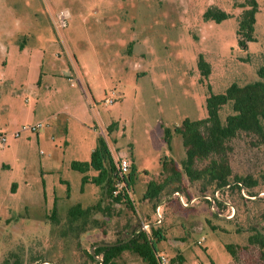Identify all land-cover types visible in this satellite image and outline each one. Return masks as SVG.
Returning a JSON list of instances; mask_svg holds the SVG:
<instances>
[{"label": "rangeland", "instance_id": "rangeland-1", "mask_svg": "<svg viewBox=\"0 0 264 264\" xmlns=\"http://www.w3.org/2000/svg\"><path fill=\"white\" fill-rule=\"evenodd\" d=\"M256 1V40L243 49V9L234 5L244 0H0V264H81L95 244L127 240L151 223L162 203L158 229L166 240L157 250L172 264L180 257L183 264H264V249L248 242L264 234V147L253 136L229 143L231 182H259L244 196L220 190L213 209L203 195L216 189L184 178L180 190L174 184L156 201L144 198L150 182L169 175L164 157L182 170L183 139L173 131L207 117L209 87L223 94L234 83L261 80L264 0ZM212 7L233 17L207 20ZM230 114L231 106L223 108L222 120ZM39 122V133L20 132ZM164 129L173 133L170 147ZM99 137L116 161L126 157L137 169L133 207L114 203L92 183L83 186L84 175L72 167L90 162ZM77 204L100 209L85 223H70ZM118 263L146 264L130 251Z\"/></svg>", "mask_w": 264, "mask_h": 264}, {"label": "trees", "instance_id": "trees-1", "mask_svg": "<svg viewBox=\"0 0 264 264\" xmlns=\"http://www.w3.org/2000/svg\"><path fill=\"white\" fill-rule=\"evenodd\" d=\"M234 6L243 9L238 21L237 38L239 46L246 49L250 42L256 40L254 34L259 5L256 0H244V3L235 4ZM231 17H233L231 14L215 7L210 8L205 14L207 20H213L217 23ZM199 65L205 70V75L208 77L211 73L210 66L202 56ZM259 76L260 81L243 86L234 83L223 94H214L209 87L210 96L206 102L207 117L196 121L187 119L173 131L183 139L186 156L182 162V170L177 168L174 160L164 157L161 160L162 169L169 175L162 184L154 181L150 182L144 195L145 199L156 201L170 185L176 184L175 189L180 190V184L184 178H187L190 183L202 182L206 184L205 188L207 186L214 187L216 190L210 195H203L204 199L210 204V200L205 197H213L216 191L230 189V191L235 190L244 196L246 191H251L259 186L258 180L252 176L235 177V181L231 182L230 179L233 173L229 161L231 150L229 143L242 134L253 136L257 143L264 147V67L259 70ZM226 106H231L232 114L228 115L223 121L221 111ZM113 128L114 125H111L109 132H112ZM172 136L173 133L170 129H164V139L169 147ZM205 162L207 164L203 165ZM72 167L84 175L82 179L83 186L92 183L105 189L106 196L114 203L121 204L125 202L133 207L131 188L135 181L137 169L135 166H132V168L130 166V172L123 177L120 176L118 164L104 138H98L97 146L92 152L89 163H74ZM91 170L96 171L98 175L90 177L87 173ZM121 180L124 182L125 187L120 194L115 195L117 183ZM248 196H250V199H254L257 195ZM217 204H220V202ZM97 208L100 209V204L87 209H83L81 204L71 207L68 212L70 223L80 220L85 223ZM56 212L55 208L53 211L54 220ZM165 240L166 237L163 232L152 227L150 233L138 231L127 240L95 244L93 246L94 251L87 253L86 259L81 264H119L118 259L126 251L137 254L146 264H159L157 244ZM248 242L250 245L259 246L263 250L264 234L256 232L249 237ZM228 252L234 260L237 259L235 246H228ZM98 257L102 260L100 261ZM183 262L180 257L179 264H183Z\"/></svg>", "mask_w": 264, "mask_h": 264}, {"label": "built area", "instance_id": "built-area-1", "mask_svg": "<svg viewBox=\"0 0 264 264\" xmlns=\"http://www.w3.org/2000/svg\"><path fill=\"white\" fill-rule=\"evenodd\" d=\"M61 18L65 22V16L63 14L61 15ZM105 104H107V105L113 104V99H107L105 101ZM43 128H44V124L42 122H39V123H36L34 125L23 127L22 131H20V132L39 133ZM19 135H20V133L17 134V136H19ZM0 141L4 145L5 138L3 136H1V134H0ZM116 162L118 164V170H119L120 176L123 177L124 175H127L130 172L131 163L129 162V160L126 157L119 158ZM124 187H125L124 182L122 180L118 181L114 194L115 195L120 194L121 190ZM205 198L210 200L212 208L214 209V207L217 205V203L220 202V191H216V193L214 194L213 197L207 196ZM179 200H180L181 204L186 206V202H185V199L183 196L180 195ZM194 201L195 200H192L191 203H193ZM163 205H164V203H162L161 205L156 207V209L154 211L153 221L151 223H144L140 231L148 232L150 227L158 228L162 224L163 216H164ZM93 250H94V248H93ZM157 258H158L159 264H172V260L163 253H160V254L158 253ZM99 260L101 261L102 258H99ZM35 264H54V263H52L50 261H37Z\"/></svg>", "mask_w": 264, "mask_h": 264}, {"label": "water", "instance_id": "water-1", "mask_svg": "<svg viewBox=\"0 0 264 264\" xmlns=\"http://www.w3.org/2000/svg\"><path fill=\"white\" fill-rule=\"evenodd\" d=\"M95 249V248H94ZM94 251V250H93Z\"/></svg>", "mask_w": 264, "mask_h": 264}]
</instances>
